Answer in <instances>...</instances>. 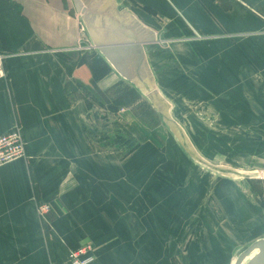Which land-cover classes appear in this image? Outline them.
<instances>
[{"label": "crops", "instance_id": "0c3cea01", "mask_svg": "<svg viewBox=\"0 0 264 264\" xmlns=\"http://www.w3.org/2000/svg\"><path fill=\"white\" fill-rule=\"evenodd\" d=\"M96 1L90 6L114 8L110 14L130 27L134 16L119 14V3ZM134 1L148 10V26L155 29L157 17L164 19L162 37L188 43L187 56L202 66L210 88L226 89L232 113L242 103L244 120L264 121V0ZM78 11L74 0H0L7 71L0 79V135L19 125L27 150L25 159L0 167V264L50 263L37 212L43 200L68 210L63 215L56 206L48 214L51 233L61 235L64 245L75 248L99 229L94 240L101 246L91 264H235L243 248L264 237V207L243 186L226 180L216 187L219 217L206 205L202 182L138 177L136 170L124 177L112 157L91 155L86 121L96 104L106 112L132 108L135 101L128 97L129 80L90 45ZM234 90L246 95L244 101L236 102ZM146 98V113L164 118ZM131 112L133 121L144 120ZM158 183L160 194L150 187ZM156 200L166 201L163 208H155ZM54 237V249L60 248Z\"/></svg>", "mask_w": 264, "mask_h": 264}, {"label": "rangeland", "instance_id": "374dc122", "mask_svg": "<svg viewBox=\"0 0 264 264\" xmlns=\"http://www.w3.org/2000/svg\"><path fill=\"white\" fill-rule=\"evenodd\" d=\"M94 2L97 1L89 0L88 3L93 5ZM107 3L113 5L119 3L121 8L118 10L119 14L127 11L128 14H133L134 18L127 22L142 39V47L146 53L145 65L152 90L160 107L180 126L183 138L195 156L186 149L180 132L173 125L155 111L146 113L149 110L147 96L139 86L134 73L133 45L110 24L96 19L86 22L91 36L90 45L94 47L98 43H105L107 54L109 56L113 54L114 58L120 61L123 73L119 72L132 86V92L128 97L135 102L132 103V108L123 106L116 111L115 108L110 110L108 107L106 112L96 104L90 116H87L89 120L86 121L89 129L86 134L91 141V155L98 158L108 156V160L112 157L116 164L122 165L124 177H130L131 171L136 170L135 174L138 177L148 175L155 178L179 177L189 178L192 180L191 183L202 182L203 190L208 197L206 205L219 217H222L223 210L216 199V187H221L226 180H233L237 186H243L246 193L264 207V121L258 118L244 120L241 110L246 104H236L235 112L232 113L227 105L226 89L210 88L212 82L203 79L206 74L200 72L202 66L194 63V57L187 56L186 50L190 47L185 45L188 43L162 37L161 27L166 26L162 17H157L158 23H155L154 29L147 24L148 10L145 6L134 0H127V3L123 0H107ZM108 10L114 14L116 12L112 7ZM240 90L249 92L245 88ZM236 94V102L244 101L245 94L244 96L238 92ZM217 106L221 109L219 112L216 111ZM131 109H135V113L143 116L144 120L130 119ZM230 116H234L235 120L231 121ZM244 116L248 117V114ZM150 126H153L152 129L147 128ZM158 184H154V190L153 186L150 187L151 191L160 194L162 185ZM165 202L156 200L155 208H163ZM45 204L49 208L44 214L39 213V207ZM56 206L61 214H68V210L59 206L56 200H43L37 206L48 240L49 264H65L69 251L81 247L88 248L96 258L101 244L94 240V236L99 234V229L98 232L91 229L93 232L86 233L75 248L64 245L65 239L61 235L51 233L52 220L49 215ZM60 216L58 214L56 219H61ZM53 236L57 238L54 237V240L60 242H58L60 248L54 249ZM260 239L264 237L252 241L239 255ZM259 252V249L255 248L241 264H247Z\"/></svg>", "mask_w": 264, "mask_h": 264}, {"label": "water", "instance_id": "95a60500", "mask_svg": "<svg viewBox=\"0 0 264 264\" xmlns=\"http://www.w3.org/2000/svg\"><path fill=\"white\" fill-rule=\"evenodd\" d=\"M77 6V9L84 14L86 22L90 19H97L102 18L106 19V22L110 24L113 28H115L124 38H127L129 42L133 45L134 48V73L135 77L137 79V82L141 89L147 94V96L150 98L152 103L154 104L155 108L163 115L166 122L173 125L178 132H180L183 144L186 147V149L194 155V152L191 150V148L188 146L186 140L183 138L182 130L178 123L173 120L169 114H167L159 105L156 96L152 90L151 83L148 77V71L146 70L145 65V54L144 50L142 48V39L136 32V30L131 29L130 27H127L124 23H121L117 19H115L111 14L110 10L107 12L100 11L99 9H96L94 7H91L88 3L89 0H74ZM100 48V50L104 53V55L112 62V64L117 68L118 71L122 72L120 61L116 60L114 58V55H108L107 54V47L105 43H98L96 45ZM195 156V155H194ZM197 157V156H196ZM259 249V253L254 256L247 264H264V239H260L258 241L253 242L250 246H248L247 249H245L240 255L237 260V264H241L243 259L250 254L251 251L254 249Z\"/></svg>", "mask_w": 264, "mask_h": 264}, {"label": "built area", "instance_id": "2783aa9c", "mask_svg": "<svg viewBox=\"0 0 264 264\" xmlns=\"http://www.w3.org/2000/svg\"><path fill=\"white\" fill-rule=\"evenodd\" d=\"M5 55L0 52V79L6 78ZM27 157L26 142L22 129L16 125L10 131L0 135V167L10 162ZM49 206L39 207V213L44 214ZM93 253L86 247L70 250L65 264H91L94 260Z\"/></svg>", "mask_w": 264, "mask_h": 264}]
</instances>
